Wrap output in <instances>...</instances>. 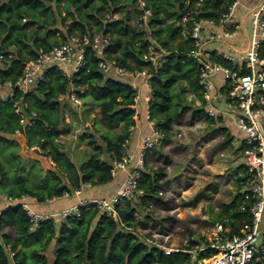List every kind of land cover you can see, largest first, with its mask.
I'll return each mask as SVG.
<instances>
[{
	"label": "trees",
	"instance_id": "trees-1",
	"mask_svg": "<svg viewBox=\"0 0 264 264\" xmlns=\"http://www.w3.org/2000/svg\"><path fill=\"white\" fill-rule=\"evenodd\" d=\"M187 1L196 2L148 0V7L153 12L148 30L137 21L140 14L137 0H0V90L5 92L4 87L9 82L16 83L25 62L35 59L39 50H49L71 34L104 31L112 35L108 58H115L130 70L148 68L153 92L150 115L164 133V141L171 135L174 123L190 106H196L195 98L188 97L189 92L201 100L196 108L199 114L214 124L217 118L205 111L206 100L199 84L197 63L188 54L193 47L192 40L181 38L179 21L188 8ZM227 2L205 0L204 9L210 10L205 16L219 17L226 10ZM63 5L65 12L61 9ZM110 10L120 16L107 19ZM152 38L168 48L157 62L144 57ZM88 53L87 65L74 74L73 83L84 90L78 91L79 97L91 96L98 104L97 132L102 124H120L122 131L115 136L107 130L100 132V139L105 144L99 143L96 132L90 135L84 132L83 137L89 139L95 150L90 151L82 162L74 160L60 141L71 130V122L66 120L68 110L65 105L70 101L66 96L70 93L72 81L59 66L47 68L37 88L27 93L16 92L8 99L0 96V152L18 143L15 132L20 130L28 146L41 147L43 152L35 150L51 159L53 166L46 168L39 160L32 159L26 172L25 163L21 162L16 149L14 160L10 161L13 170L0 160L1 196H32L36 199L33 202L35 206L37 202L61 198L66 193L73 195L84 184L103 186L115 179L113 163L115 159L122 158L123 142L130 135V127L138 122L133 108L137 91L127 77L114 73L105 75L98 67L99 57L93 52ZM60 95L65 97L61 99ZM16 102L26 104L29 115V111L36 112L31 118L34 124L22 123ZM141 116L142 112L138 118L142 122ZM230 141L229 135L225 144ZM161 171L146 165L139 184L145 190L140 202L127 200L117 206L126 224L146 226V219L136 221L135 210L139 207L145 211L144 206L152 200L163 202L160 195L163 187L159 177L163 173ZM236 172L239 188L234 200L224 204L222 210L227 212V217L221 220L231 233H239L242 225L251 221V206L255 201L252 196L245 201L247 193L250 194L243 190L247 180L245 165L240 163ZM41 181L45 185L40 184ZM199 194L187 202L188 205L198 203ZM5 205V202H0V264H185L190 258L186 252L165 254L160 248L149 245L135 230L108 216L95 203L79 206V213L71 214L60 222L57 216L45 219L35 228L22 205ZM5 225L16 228L14 237L2 231ZM190 242L195 243V240L190 239Z\"/></svg>",
	"mask_w": 264,
	"mask_h": 264
},
{
	"label": "built area",
	"instance_id": "built-area-1",
	"mask_svg": "<svg viewBox=\"0 0 264 264\" xmlns=\"http://www.w3.org/2000/svg\"><path fill=\"white\" fill-rule=\"evenodd\" d=\"M140 14L137 21L140 26L150 30L153 12L148 7V0H137ZM188 2V8L179 24L182 27L181 38L192 40L189 56L197 63L199 84L205 98V111L209 116L224 119L230 116L236 122L243 136L230 141L231 147H238L242 153V163L245 165L247 180L243 190L250 192L254 198L251 206V221L245 222L239 233H231L224 223L217 222L211 230V236L193 238L195 243L187 242L183 246L169 244L170 234L152 227L150 224L155 200L135 210L136 221L146 219L147 224H136L134 227L126 224L117 208L122 202L133 200L140 202L145 190L139 186L143 177V169L147 165L150 154L164 142V133L151 118L150 107L147 109L152 131L144 137L138 149L131 148V139L137 123L130 127V135L123 142V155L115 159L112 173L116 176L119 171L129 169V173L121 187L112 198L87 199L78 205L62 209L56 213L43 214L36 210L32 196L23 195L13 198L8 194L0 195V201L7 206L22 205L30 216L33 227L45 219L57 216L65 218L79 213V206L95 203L108 216H113L128 229L135 230L143 241L151 246L160 248L165 254L175 251L186 252L190 255L185 264H264V0H228L226 10L217 18L206 17L210 10L204 9L205 0ZM202 15H204L202 17ZM118 12L110 10L106 18H117ZM239 40L238 41V38ZM112 35L109 32L95 31L85 34H71L69 37L54 45L49 50L41 49L35 59L25 62L21 76L15 84L8 83L5 99L14 97L16 92L27 93L45 77V70L51 66H59L71 78V90L68 97L71 102L78 104L75 91L83 90L73 83L74 74L82 70L88 63V52L99 57L98 67L105 75L116 74L130 79L132 88L137 91L135 96L134 117L141 115L142 85L144 81L150 86L148 68L130 70L119 64L115 58H108ZM220 42V45L217 43ZM168 52V48L160 41L152 38L144 57L157 62ZM219 78L221 81L219 83ZM79 96V95H78ZM153 92L148 96L152 99ZM65 95L60 98H64ZM16 111L22 116L25 125L34 124L31 118L36 112L26 110L27 105L15 103ZM20 132V130H16ZM226 139V136L223 137ZM32 149L43 152L41 147L33 145ZM82 187L76 190L81 193ZM164 191L160 190V195ZM65 195H69L66 193ZM248 196V194H247ZM60 219V220H62ZM260 256L257 258L256 253Z\"/></svg>",
	"mask_w": 264,
	"mask_h": 264
},
{
	"label": "rangeland",
	"instance_id": "rangeland-1",
	"mask_svg": "<svg viewBox=\"0 0 264 264\" xmlns=\"http://www.w3.org/2000/svg\"><path fill=\"white\" fill-rule=\"evenodd\" d=\"M61 9L65 12L64 5ZM69 20H72V18L70 17ZM237 39L240 41L239 37ZM217 44L220 45V42ZM78 91L83 92L84 90ZM78 91L74 92L75 96L79 99L78 104L67 101L65 105L68 110L66 120L71 122V130L60 141L65 144L66 151L72 158L79 163L86 160L90 151L93 152L95 150L94 146L89 144V139L83 137L84 132H87L89 135L92 132H96L99 143L105 144L100 139V132L107 130L115 136L122 131V127L120 124H102L99 126V131L97 132L95 124L96 120L100 117L98 104L91 96H87L86 98L79 97ZM0 96L5 97L7 93L0 90ZM197 104H199V101ZM197 104L196 106H190L183 117L176 121V134H174L176 141L193 140V142L190 141L192 145L179 147L180 159L173 158L171 155V158L174 160V166H171L174 167V172L170 174V179L174 180V187L171 188L167 182L165 183L164 194L161 196L167 202L165 201L166 204L164 206L155 204L152 216H150L151 222L149 225L152 226L150 230L156 228L164 231L166 234H170L169 244L174 246L186 245L190 239L195 237L206 238L211 236L214 224L221 222L222 219L227 217V212L222 210L224 204L234 200V196L239 188L236 168H238L243 160L242 153L237 151L239 145L238 147H233V150L230 152L224 151V164H222V160H219L214 166L212 162L214 158L213 153L218 144L221 146L224 139L220 138L219 133L213 130L211 121L207 120L206 116L205 118H200L201 115L197 114L196 111ZM227 120L226 124L229 123ZM216 128H220V122L216 124ZM200 135H204L202 137L203 155L200 152V143H202L201 138H199ZM15 138H17L16 142L18 143H13L0 152V160L4 161L10 170L14 169L10 161L14 160L13 152L16 149H18V152H15L19 154L21 162L25 163L26 172L29 171L31 162L34 159L39 160L46 168L53 166L51 159L39 154L35 149H32V146H28L26 138L20 132H15ZM19 144L20 147L18 148L17 145ZM164 144L165 141L160 147L164 146ZM175 147L174 145V150ZM191 150L193 151L192 154H190ZM9 153H12V156L8 157ZM227 155L229 156L227 157ZM187 156H189L188 160L184 161V158ZM152 158L150 156L147 160V166L150 169H154V167L160 165L159 161H156L157 165L154 166L155 159ZM215 181L218 182L213 183ZM3 183L5 185L6 181L4 180ZM40 184H44V181H41ZM98 190L100 191V189ZM197 194L201 196L199 202L195 205H188L187 202L195 198ZM247 194L248 196L246 195L245 201H249V193ZM53 199H48L46 202ZM60 219H58V222L61 221ZM15 230L16 228L11 225H5L2 228L3 232L12 237L15 235Z\"/></svg>",
	"mask_w": 264,
	"mask_h": 264
},
{
	"label": "crops",
	"instance_id": "crops-1",
	"mask_svg": "<svg viewBox=\"0 0 264 264\" xmlns=\"http://www.w3.org/2000/svg\"><path fill=\"white\" fill-rule=\"evenodd\" d=\"M221 81V78H219V83ZM145 85V86H144ZM151 93V89L150 86H148L146 83L142 85V104H141V110H142V122L140 120H138L137 122V126L136 129L133 132V137L131 139V148L132 149H137L138 145L142 142V140L144 139L145 136H147L148 134L151 133L152 128L149 122V119L147 117V109L149 107V101H148V96ZM188 97L192 98L194 97L196 100V104L199 101V104H201V100L192 92H189ZM195 106V105H194ZM206 110V109H205ZM197 114H199L198 109H196ZM201 115L200 118H205L204 115ZM228 119V120H227ZM208 120V119H207ZM218 121H216V123L211 124V127L213 128V130L217 133H219V137L223 139V137L226 136V139L229 137H231V140L234 138V136H237L238 138L242 137L243 134L241 133V131L238 129L236 122L234 121V119L230 116V114L225 115L224 119L222 118H218ZM226 120L229 122L228 124H226ZM218 122H220V128L217 129L216 128V124H218ZM175 124H177L176 122L173 125V128L171 129V135L169 137L166 138L165 140V144L162 147H157V150L154 151V155L150 154V156H152V159L154 160V166H156V161H159L160 165H158L157 167H154L153 170H159L161 169L163 172L159 177L161 179V182H163V187L161 188V190L163 191L165 183L167 182L169 187L173 188L175 182L173 179H170V174H173L174 172V160L173 158L176 157L177 159L179 158V147L184 146V145H192L190 143L193 142V140H188V141H184V142H177L176 141V137L174 136V134H176V128H175ZM201 127V126H198ZM204 135H200L199 138H201L200 140L202 141V143H200L201 149V155L204 154V148L203 146V137ZM221 143V146L218 144L216 150L213 153L214 158L212 159L213 165L215 166V164L217 162H219V160H222V164H224V156H225V152H230L233 150V147L230 146V143L225 144V140ZM199 142V140H198ZM174 145L175 150H174ZM193 151L191 150L190 154H192ZM171 155L173 158H171ZM229 155H227L228 157ZM148 157V159H149ZM188 157L184 158V161L188 160ZM52 162V161H51ZM226 163H228L226 161ZM170 168L168 170V168ZM129 169H124L119 171V173L116 175L117 177L109 184L107 185H103V186H93L89 183L84 184L82 186V191L81 193H77L75 192L73 195H64V197L61 198H54L52 201L49 202H37L36 203V210L40 213H45V214H49V213H56L61 211L62 209L65 208H69L71 206L74 205H78L80 204L81 201L83 200H87V199H96V198H112L114 196V194L118 191V189L121 187V185L123 184L124 180L126 179L128 173H129ZM218 181H215L213 183H217ZM100 189V191L98 190ZM62 199V200H61ZM2 201V200H1ZM0 201V202H1ZM166 199L164 200L163 198V202H156L155 204H159L164 206L166 204ZM4 202V201H3ZM6 206V205H5ZM4 206V207H5Z\"/></svg>",
	"mask_w": 264,
	"mask_h": 264
},
{
	"label": "water",
	"instance_id": "water-1",
	"mask_svg": "<svg viewBox=\"0 0 264 264\" xmlns=\"http://www.w3.org/2000/svg\"><path fill=\"white\" fill-rule=\"evenodd\" d=\"M256 256H257V258H259L260 254L257 252V253H256Z\"/></svg>",
	"mask_w": 264,
	"mask_h": 264
}]
</instances>
